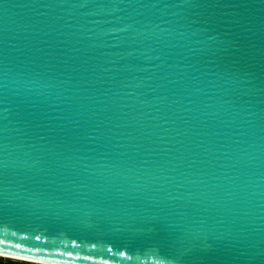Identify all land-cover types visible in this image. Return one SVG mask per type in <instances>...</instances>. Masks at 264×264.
Returning a JSON list of instances; mask_svg holds the SVG:
<instances>
[{
    "label": "water",
    "instance_id": "obj_1",
    "mask_svg": "<svg viewBox=\"0 0 264 264\" xmlns=\"http://www.w3.org/2000/svg\"><path fill=\"white\" fill-rule=\"evenodd\" d=\"M0 255L264 264V0H0Z\"/></svg>",
    "mask_w": 264,
    "mask_h": 264
},
{
    "label": "trees",
    "instance_id": "obj_2",
    "mask_svg": "<svg viewBox=\"0 0 264 264\" xmlns=\"http://www.w3.org/2000/svg\"><path fill=\"white\" fill-rule=\"evenodd\" d=\"M5 259H7V258H5ZM0 264H30V263H27V262H19V261H16V260L7 259L6 262H4V263L0 262Z\"/></svg>",
    "mask_w": 264,
    "mask_h": 264
},
{
    "label": "rangeland",
    "instance_id": "obj_3",
    "mask_svg": "<svg viewBox=\"0 0 264 264\" xmlns=\"http://www.w3.org/2000/svg\"><path fill=\"white\" fill-rule=\"evenodd\" d=\"M6 260L7 259H5V258H0V262H2V263L6 262ZM19 262H21V261H19ZM30 264H32V263H30Z\"/></svg>",
    "mask_w": 264,
    "mask_h": 264
},
{
    "label": "bare ground",
    "instance_id": "obj_4",
    "mask_svg": "<svg viewBox=\"0 0 264 264\" xmlns=\"http://www.w3.org/2000/svg\"><path fill=\"white\" fill-rule=\"evenodd\" d=\"M0 257L1 258H7V256H5V255H0ZM15 259H17V258H15Z\"/></svg>",
    "mask_w": 264,
    "mask_h": 264
}]
</instances>
